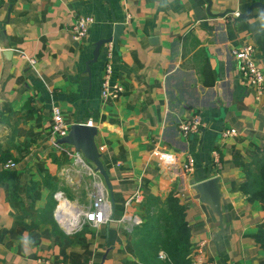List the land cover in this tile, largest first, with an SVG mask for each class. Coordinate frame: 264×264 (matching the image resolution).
<instances>
[{
	"label": "crops",
	"instance_id": "1",
	"mask_svg": "<svg viewBox=\"0 0 264 264\" xmlns=\"http://www.w3.org/2000/svg\"><path fill=\"white\" fill-rule=\"evenodd\" d=\"M255 1L262 13L250 6ZM79 14L93 22L75 41L68 29ZM115 21L122 28L112 43L110 79L122 89L102 98L105 43L88 67L86 61ZM242 43L253 46L264 75V0H0V264H140L133 226L144 219L141 202L161 201L170 190L186 205L192 264H264L253 240L264 227V202L248 201L238 189L264 166V91L255 100L238 77L231 49ZM52 105L68 126H95L112 204L101 176L88 172L91 164L80 153L75 161L73 146L51 137ZM193 112L206 126L182 135L177 125ZM228 127L236 133L221 136ZM186 152L194 156L190 170L182 169ZM4 154L15 162L7 168L14 197ZM211 175L222 194L220 231L190 190ZM96 182L105 189L107 218L62 225L54 191L66 198L58 209L71 223L77 208L90 206ZM136 190L140 201L125 204Z\"/></svg>",
	"mask_w": 264,
	"mask_h": 264
},
{
	"label": "built area",
	"instance_id": "2",
	"mask_svg": "<svg viewBox=\"0 0 264 264\" xmlns=\"http://www.w3.org/2000/svg\"><path fill=\"white\" fill-rule=\"evenodd\" d=\"M237 15L235 11L233 13ZM93 22V17L90 14H79L74 17L69 26V33L73 40L79 41L82 39L88 32L90 24ZM104 47V61L102 64V73L99 80V96L102 98H115L120 93L122 87L121 84L117 81L110 79L111 73V51H112V42H105ZM231 54L234 58L235 67L238 73L239 79L244 85L249 86L252 89V96L255 100L260 99L264 91V75L260 66L254 60L253 56V46L250 43H242L239 46L233 47L231 49ZM29 62H33L32 57H26ZM50 132L53 139L66 134L68 125L62 117V113L56 105L50 107ZM178 130L182 135H187L190 133H200L203 128L206 126L205 119L197 112H193L187 118L182 119L178 123ZM236 131L232 127L224 128L220 131L221 136L235 134ZM101 148V147H99ZM211 153V162L214 164H219L217 151L215 149L210 150ZM75 161H80V156L77 151L71 153ZM167 158L166 155H164ZM194 164V156L191 152H186L184 154L182 169L190 170ZM15 165V162L12 159H6L2 166L4 168H10ZM88 172L94 175L95 171L91 167H88ZM104 187L96 182L95 188L91 191V202L90 206L86 209L77 208L80 211V214L77 215L76 221L73 224L67 222L66 218L60 216L58 212V202L61 199L66 200L63 196L61 190L54 191L53 196L57 199V206L55 211V216L62 225H69L71 228L80 226L83 221L91 223H99L104 221L108 216V202L104 199ZM140 201L141 194L136 190L131 195H129L125 204H128L130 200ZM67 201V200H66ZM135 223L138 222L137 218H133ZM67 223V224H66ZM208 264H213L208 262ZM229 264H235L233 262Z\"/></svg>",
	"mask_w": 264,
	"mask_h": 264
},
{
	"label": "trees",
	"instance_id": "3",
	"mask_svg": "<svg viewBox=\"0 0 264 264\" xmlns=\"http://www.w3.org/2000/svg\"><path fill=\"white\" fill-rule=\"evenodd\" d=\"M6 160L8 154L1 155ZM10 182L8 193L14 197L16 184L11 180L13 170H3ZM238 189L248 201L264 202V166L257 167V173L246 176ZM145 207L144 219L133 226L134 252L140 264H192L189 255V229L185 217L186 205L175 191H168L163 200L148 196L141 202ZM55 229V224H51ZM254 242L264 251V227H259L253 234ZM161 249L164 259L156 255Z\"/></svg>",
	"mask_w": 264,
	"mask_h": 264
},
{
	"label": "water",
	"instance_id": "4",
	"mask_svg": "<svg viewBox=\"0 0 264 264\" xmlns=\"http://www.w3.org/2000/svg\"><path fill=\"white\" fill-rule=\"evenodd\" d=\"M209 0H207V3ZM250 6H258L259 12L262 13L263 5L257 1L251 3ZM243 15L245 13H242ZM122 28L121 22H113L112 30L110 35L106 37H101L93 42V47L91 50V57L87 59L86 66L88 62L96 60L99 52V47L102 43L111 41L114 46L119 38ZM88 67V66H87ZM96 132V128L93 125H89L82 122L71 123L68 126L66 134L56 138L58 143H66L80 153V155L91 164L92 169L96 171L102 178L104 187L109 194V202L111 203V188L108 180V175L103 167L100 152L97 150L94 143L93 136ZM190 190L192 197L196 198L199 202L204 204L216 223L218 224L219 231L224 227V222L222 220L221 212V192L218 188V176L211 175L196 182L191 183ZM112 204V203H111Z\"/></svg>",
	"mask_w": 264,
	"mask_h": 264
},
{
	"label": "bare ground",
	"instance_id": "5",
	"mask_svg": "<svg viewBox=\"0 0 264 264\" xmlns=\"http://www.w3.org/2000/svg\"><path fill=\"white\" fill-rule=\"evenodd\" d=\"M63 201H64V199H61L59 205H61V203H62ZM64 202L66 203V201H64ZM59 209H60V208H59ZM59 209H58V212L60 213V216H62V217L64 218V215L62 214V212H61ZM78 214H80V212H79ZM78 214L74 215V214L72 213L73 217H70V218H71V223H72V224H73V222L76 221V217H77ZM69 221H70V220H68V222H69Z\"/></svg>",
	"mask_w": 264,
	"mask_h": 264
},
{
	"label": "rangeland",
	"instance_id": "6",
	"mask_svg": "<svg viewBox=\"0 0 264 264\" xmlns=\"http://www.w3.org/2000/svg\"><path fill=\"white\" fill-rule=\"evenodd\" d=\"M156 255H157V257L159 258V259H164V252L161 250V249H159L158 251H157V253H156ZM150 264V263H149Z\"/></svg>",
	"mask_w": 264,
	"mask_h": 264
}]
</instances>
